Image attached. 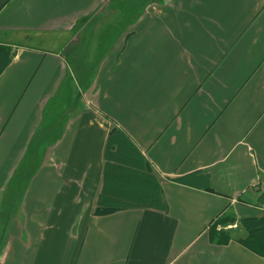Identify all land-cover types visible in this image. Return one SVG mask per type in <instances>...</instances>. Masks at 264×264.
<instances>
[{
	"label": "crops",
	"instance_id": "crops-1",
	"mask_svg": "<svg viewBox=\"0 0 264 264\" xmlns=\"http://www.w3.org/2000/svg\"><path fill=\"white\" fill-rule=\"evenodd\" d=\"M0 47V264H264V0H0ZM115 132L158 207L95 214Z\"/></svg>",
	"mask_w": 264,
	"mask_h": 264
},
{
	"label": "trees",
	"instance_id": "trees-1",
	"mask_svg": "<svg viewBox=\"0 0 264 264\" xmlns=\"http://www.w3.org/2000/svg\"><path fill=\"white\" fill-rule=\"evenodd\" d=\"M8 62V53L0 47V73ZM112 144L117 146L116 151L108 154L117 165H107L105 168L95 214L108 215L133 207H158L161 203L160 191H157L154 180L144 175V165L137 152L116 132L109 137L107 152ZM222 221L227 222V217ZM239 224L245 234L239 243L264 258V216L243 219ZM228 238L229 234L225 232L220 241L226 242Z\"/></svg>",
	"mask_w": 264,
	"mask_h": 264
},
{
	"label": "rangeland",
	"instance_id": "rangeland-1",
	"mask_svg": "<svg viewBox=\"0 0 264 264\" xmlns=\"http://www.w3.org/2000/svg\"><path fill=\"white\" fill-rule=\"evenodd\" d=\"M133 11H134V8H133ZM116 17L118 18V14H116ZM107 28H109V25L107 26ZM119 27H116V29H115V31H114V35H115V37L117 36H119ZM104 31H105V29H103V28H100L99 29V31H98V33H99V35H103L104 34ZM113 35V36H114ZM86 81V80H85ZM84 80H83V82H85ZM83 91V90H82ZM227 219H228V221L227 222H223L222 221V219H220V220H218L217 221V223L215 224V225H213V227H212V230L213 231H215L216 229H218L219 227H225V229L226 230H228V232H232L231 231V228L233 227V226H235V224H236V218L234 217V216H229V217H227ZM238 225H240V224H238ZM233 229V228H232Z\"/></svg>",
	"mask_w": 264,
	"mask_h": 264
}]
</instances>
